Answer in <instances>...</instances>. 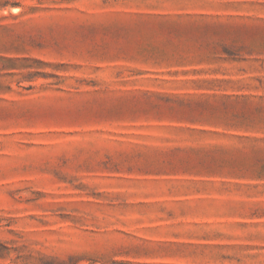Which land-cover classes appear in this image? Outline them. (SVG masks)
I'll list each match as a JSON object with an SVG mask.
<instances>
[{
  "label": "rangeland",
  "instance_id": "1",
  "mask_svg": "<svg viewBox=\"0 0 264 264\" xmlns=\"http://www.w3.org/2000/svg\"><path fill=\"white\" fill-rule=\"evenodd\" d=\"M0 264H264V0H0Z\"/></svg>",
  "mask_w": 264,
  "mask_h": 264
}]
</instances>
